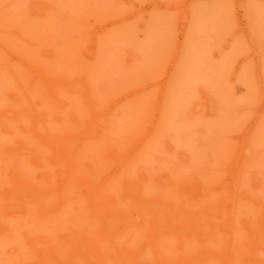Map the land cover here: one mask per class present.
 I'll return each instance as SVG.
<instances>
[{
  "label": "bare ground",
  "instance_id": "6f19581e",
  "mask_svg": "<svg viewBox=\"0 0 264 264\" xmlns=\"http://www.w3.org/2000/svg\"><path fill=\"white\" fill-rule=\"evenodd\" d=\"M12 1L25 12L6 22L0 6V60L22 59L0 72V264H264V158L214 176L231 130L220 104L205 119L204 99L226 82L208 41L215 25L192 10L168 75L160 60L144 69L128 26L107 29L81 58L83 17L110 16L112 3ZM43 46L44 63L31 50ZM139 79L156 88L105 107L107 91Z\"/></svg>",
  "mask_w": 264,
  "mask_h": 264
},
{
  "label": "rangeland",
  "instance_id": "374dc122",
  "mask_svg": "<svg viewBox=\"0 0 264 264\" xmlns=\"http://www.w3.org/2000/svg\"><path fill=\"white\" fill-rule=\"evenodd\" d=\"M105 2L106 4L112 3L116 7L114 10H109L110 16L106 14L97 18L89 15L87 20H84L86 16L82 19L85 21V30H80V36L73 41V43H78L81 58L91 57V53L96 48V40L106 33L107 29L128 26L131 28L129 34L131 41L134 40L145 46L144 61H142L144 69L146 65L150 66L151 60L153 63L160 60L167 68L169 75L181 53L184 35L190 26L188 17L189 19L192 17V10H195L197 22L206 25L207 23L214 24L215 30L219 31L215 34L212 32L213 35L208 41L210 47L218 52L226 82L221 94L217 92L211 98L209 97L208 101L207 98L204 99L207 110L205 119L213 120L220 104L225 109L228 126L231 129L222 139L229 149L225 151L223 157L219 154L215 156V161L220 162L221 166L219 165L220 170L214 176L221 180L228 179L231 175L239 174L248 160L264 158V143L262 142L264 141V36L262 35L264 34V0H105ZM16 4L12 0H0L6 22L17 19L14 16L24 14L25 11H21ZM96 7L98 5L94 4L91 8L95 10ZM44 11L48 12L46 8ZM30 13L33 14V8L30 9ZM27 16H31L32 18L29 17L31 20L35 18L32 15ZM162 18H164L163 21H161ZM220 18L223 24H220ZM229 19L232 22L228 24ZM216 20L220 23L216 24ZM159 22H164V24L161 25ZM250 23L254 24L253 29L250 28ZM176 38H178L177 43ZM15 39V35L8 36V41L12 42ZM167 49L169 51L172 49V52H168L166 57ZM31 50H34L35 55H38L37 57L42 61L52 56L50 50L49 52L43 51L44 46L37 49L31 48ZM163 53H165L164 56ZM171 54H173L172 57ZM4 56L0 60V65L7 64V67L1 68L0 72L14 70L20 66L22 59L19 58L18 51H11ZM25 62H28V58L24 60L23 67L27 66ZM137 62L135 56L130 59L131 65ZM33 71L36 73V70ZM46 73L48 74H45V77L50 78V72L47 69ZM246 75L250 78L246 79ZM33 76V72L30 73V79ZM240 76L244 80H241ZM11 80L12 78L2 79V84L6 87L4 91L10 87ZM140 80L139 86L133 87L134 84L126 86L127 84L124 83L112 87L109 91L106 90L105 107L107 104L113 106L115 102L116 105L124 103L135 94L138 95V92H135L137 87L146 89ZM166 82L167 78L160 79L161 88ZM152 88H156V85L149 86L145 92L142 89L139 94L151 91ZM127 94H129L128 98L124 97ZM258 132H261L263 137L256 138ZM253 137L262 144L254 143ZM260 165L261 168L264 167Z\"/></svg>",
  "mask_w": 264,
  "mask_h": 264
}]
</instances>
